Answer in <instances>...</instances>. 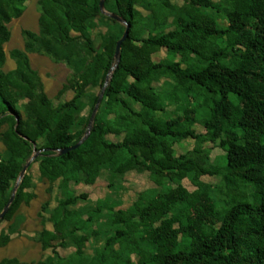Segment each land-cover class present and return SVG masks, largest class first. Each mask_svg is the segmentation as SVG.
Here are the masks:
<instances>
[{
    "label": "trees",
    "instance_id": "trees-1",
    "mask_svg": "<svg viewBox=\"0 0 264 264\" xmlns=\"http://www.w3.org/2000/svg\"><path fill=\"white\" fill-rule=\"evenodd\" d=\"M28 1L0 0V216L14 196L0 226L36 199L31 170L37 165L41 178L59 182L61 195L49 219L53 228L39 234L51 255L38 264H264V0H179L182 6L106 0L130 26L119 63L125 30L118 22L110 19L115 27L100 36V45L92 36L102 0H39V31L21 32L24 48L10 52L16 68L5 72L8 25ZM161 51L167 58L154 61ZM31 53L72 71L58 93L72 91L70 100L53 103ZM103 90L90 134L61 155L86 136ZM112 135L122 139L111 141ZM186 140L197 147L177 155L174 146ZM208 143L224 152L216 164L201 148ZM104 172L112 178L148 173L158 188L128 209L116 210L108 199L77 209L89 196L72 185L93 186ZM205 176L222 178L224 206L201 181ZM105 215L107 229L94 230ZM17 232L15 225L2 229L0 249ZM103 233L104 245L87 256V244ZM70 245L75 252L63 256L60 250Z\"/></svg>",
    "mask_w": 264,
    "mask_h": 264
},
{
    "label": "rangeland",
    "instance_id": "rangeland-1",
    "mask_svg": "<svg viewBox=\"0 0 264 264\" xmlns=\"http://www.w3.org/2000/svg\"><path fill=\"white\" fill-rule=\"evenodd\" d=\"M38 1L39 0H29L26 3V9L23 16L20 19L13 20L8 26L12 37L4 46L7 57V63L3 68L5 72L16 66V62L10 57V52L14 49L23 48L24 39L21 32L23 30H30L33 32L38 31ZM171 1L173 4H178L180 6L183 5V1ZM214 1L219 2V0ZM143 12L144 14H147L145 11ZM113 15L115 14L105 6L103 17L97 19L96 28L92 31V36L97 45H100V36L115 27L110 21V19H114ZM117 22L119 26L126 31V24L119 21ZM28 56L32 68L39 73L43 80L45 92L53 100L55 105L70 100L73 97L72 91H68L63 96L58 97V93L62 89V86L66 84L72 76V71L65 64L56 63L46 54L31 53ZM166 58V51H161L153 57L156 62ZM156 87L161 91L167 89L165 81L156 84ZM93 93L97 95L99 94V90H95ZM231 99L235 100V96L232 95ZM23 104L24 103L21 105L22 107ZM136 108L138 107L136 106ZM169 109L172 111L173 108ZM88 113L89 109L84 112V115H88ZM196 130L198 133H204L203 128L200 126H197ZM121 139V137L110 136V140L114 142H118ZM196 147L197 143L194 140H186L182 143L176 144L174 149L177 155H181L194 150ZM201 148L204 151L210 152V158L214 164L218 163L220 158L224 155V152L213 144H203ZM3 151L4 147L0 142V152ZM31 173L34 180V193L36 194V199L29 206H22L12 222L3 223L0 226V231L2 229H8L10 225H15L18 229L17 234L13 236L12 242L7 249L5 251H0V260L6 257H17L22 263L38 264L40 261L45 260L51 255L50 251L45 252L42 250L39 242V234L44 228L50 230L53 228L49 219L61 196L58 188L59 182L51 183L50 181L41 178L37 165L33 166ZM201 181L214 188L215 200L220 206H224L227 201V191L222 178L205 176L201 178ZM183 185L190 192L196 190V187L190 180L183 181ZM156 188H158V186L154 183L148 173L138 172H130L124 176H118L115 178H112L110 173L104 172L97 183L93 186H87L85 184L77 186L72 185V189L76 194H87L89 196L87 201H81L78 204L76 207L77 209L95 207L99 200L105 199L110 200L113 204H117L116 210L128 209L138 199V196L141 193ZM43 207L46 209L43 210ZM110 219L109 215H105L104 218L94 226V230H106L108 227L107 225L110 223ZM105 239V233H103L98 239H91L86 248L87 256H92L97 248L102 247L105 243ZM60 251L63 256H69L75 252V247L70 245L67 249H61Z\"/></svg>",
    "mask_w": 264,
    "mask_h": 264
},
{
    "label": "water",
    "instance_id": "water-1",
    "mask_svg": "<svg viewBox=\"0 0 264 264\" xmlns=\"http://www.w3.org/2000/svg\"><path fill=\"white\" fill-rule=\"evenodd\" d=\"M104 7H105V0H102V1H101V8H102V11H103V12H104ZM113 18H114L115 20L119 21V22H123V23L126 24V22H125L122 18H120V17H118V16H116V15H113ZM126 26H127L126 31H125V33H124L122 39H121V40L118 42V44H117V49H116V61H117V63H119V61H120V59H121V48H122V44H123V43L128 39V37H129V29H130V26L127 25V24H126ZM109 80H110V76L107 78V82H106V84H105V86H104V89H105V87L107 86ZM103 97H104V90L102 91L101 96H100V98H99V100H98V103H97V105H96V107H95V109H94V111H93V113H92L91 120H90V123H89V129H88V132H87L86 136H85V137L82 139V141H81L80 143H78L76 146H74V147H70V148H67V149L62 150V151L60 152L61 155H65V154H67V153H69V152H71V151H73V150L78 149V148L82 145V143L86 140V138L88 137V135L90 134V131H91V129H92L93 122H94L95 117H96V114H97V112H98V110H99V108H100V105H101V103H102ZM38 155H39V153H36V154L34 155V157L32 158V160L28 163V165H27V166L25 167V169L23 170V172H22V174H21V177H23V176L26 174V172H27V170H28V167H29L30 164L36 159V157H37ZM17 189H18V185L16 186L14 192H16ZM13 200H14V196L10 199V201H9V203H8V205H7L6 209H5V211H4V212L2 213V215L0 216V221H1V220L4 218V216L6 215V213H7L8 209H9L10 205L12 204Z\"/></svg>",
    "mask_w": 264,
    "mask_h": 264
},
{
    "label": "crops",
    "instance_id": "crops-1",
    "mask_svg": "<svg viewBox=\"0 0 264 264\" xmlns=\"http://www.w3.org/2000/svg\"><path fill=\"white\" fill-rule=\"evenodd\" d=\"M22 16H23V15H22ZM19 19H20V18H19ZM38 19H39V18H38ZM8 26H9V25H8ZM38 31H39V26H38ZM38 31H37V32H38ZM35 32H36V31H35ZM23 48H24V45H23ZM23 48H22L21 50H23ZM4 51H5V50H4ZM6 63H7V57H6ZM5 65H6V64H5ZM15 68H16V66L13 67L11 70H14ZM11 70H9V71H11ZM7 72H8V71H7ZM42 81H43V80H42ZM11 242H12V241H11ZM11 242H10V244H11ZM10 244H9V245H10ZM9 245H8V246H9ZM8 246H6V247H4V248H1L0 251H5V250L7 249ZM11 258H17V257H6V258H3V259H11ZM3 259H2V260H3ZM17 259H18V258H17ZM2 260H0V262H1ZM18 260H19V259H18ZM19 261H20V260H19ZM20 262H21V261H20ZM21 263H22V262H21ZM22 264H26V263H22Z\"/></svg>",
    "mask_w": 264,
    "mask_h": 264
}]
</instances>
